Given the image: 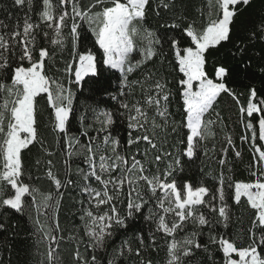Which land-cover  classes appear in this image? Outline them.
Here are the masks:
<instances>
[{
	"label": "snow or ice",
	"instance_id": "snow-or-ice-1",
	"mask_svg": "<svg viewBox=\"0 0 264 264\" xmlns=\"http://www.w3.org/2000/svg\"><path fill=\"white\" fill-rule=\"evenodd\" d=\"M250 2L13 0L27 11L22 24L0 20V216L28 215L32 264H64L68 241L71 264H264V96L254 86L237 94L225 67L212 75L206 67L209 50L230 40L238 6ZM82 30L100 59L79 51ZM257 39L264 41V21L250 33ZM166 59L170 75L161 70ZM85 85L87 99H99L91 123L81 115L73 134V86ZM222 94L234 101L240 143L249 145V181L234 179L229 152L243 156L217 110ZM38 107L50 110L44 135ZM201 156L218 166L205 173L214 183L181 180ZM69 189H78L79 224L66 239L60 212ZM234 207L250 221L239 245L228 231Z\"/></svg>",
	"mask_w": 264,
	"mask_h": 264
},
{
	"label": "trees",
	"instance_id": "trees-1",
	"mask_svg": "<svg viewBox=\"0 0 264 264\" xmlns=\"http://www.w3.org/2000/svg\"><path fill=\"white\" fill-rule=\"evenodd\" d=\"M26 7L22 10L18 7H13V0H0V20H3L9 25H15L17 18L20 19L21 24L23 23V18L26 13ZM32 19L35 21V13L32 14ZM264 21V0H251L250 4L247 6L239 5L237 15L234 18V23L232 25V32L230 40L222 43L218 49H210L207 55V69L209 75L213 74L214 67L223 66L228 70V76L225 78V82L229 88L233 89L237 94L245 93L247 94L250 86L256 87L258 94L264 96V41L259 39L255 42L250 41V33L255 30L257 25ZM152 27H157L156 21L151 19L149 21ZM67 31V30H65ZM166 29H160V32H164ZM240 45L245 50L241 55L236 48V45ZM93 39L91 34L86 30H82V35L79 41V51L85 52L92 49ZM97 53L98 59L102 54L99 53L98 49H92ZM235 53V55H234ZM64 59H70L67 52L64 54ZM168 59H171V54L169 53ZM168 59L165 60L162 71L166 75H170ZM60 56L57 55L58 66L63 67V64L59 63ZM100 69L103 70L102 63L99 65ZM159 68V65H157ZM54 71V70H53ZM107 74V73H105ZM112 87H116V81H112ZM76 92V99L74 100V107L76 109L75 119H73L70 128L73 134L77 133L79 129V119L81 115L87 118V122L91 123L93 113L91 108L97 107L96 101L99 97L93 99H87L90 93L87 86L81 90L73 86ZM108 101V106L112 105V101L108 100L107 95L103 97ZM244 100V96L241 97ZM41 105L44 101L40 102ZM105 105H100L99 108H104ZM218 111L224 118L226 129L225 131L232 134L235 144L239 150L242 152L243 159H236L232 152H229V160L234 169V179L241 181H249L252 179L248 173V164L251 160V153L249 152V145H241L239 136L242 134L243 130L237 121V113L234 105V101L227 94H222L218 101ZM50 111V110H48ZM48 111L43 110L38 107V123L39 129L42 135L48 132L45 125L47 124ZM115 130L117 134L123 135L126 131L123 124L120 123L119 118H117V123L115 125ZM216 137L217 149L220 147L222 133H219ZM48 139L51 141L50 135ZM211 143V142H210ZM36 149H33L35 152ZM217 155L219 152L217 151ZM26 163L29 160V156L25 157ZM59 166V165H58ZM76 167V164H73ZM200 168H204V173L200 172ZM218 166L215 164L214 160L201 156L200 159L195 160L191 166L190 170H186L180 176L181 180H190L194 184L198 183L201 178L208 185H212L214 180L211 176L205 175V173L210 170L217 169ZM227 174V169H225ZM35 176V172H33ZM44 188H47L46 181L38 182ZM78 189H69L68 195L64 197L63 207L60 212V221L62 227L66 229L64 235L67 239L70 226L72 224H79L78 218L73 217L72 212L79 208L78 204L73 201L78 199L77 195ZM27 212V210H26ZM233 219L234 222L228 229L237 238V244L241 243L239 239V234L241 229L246 230L249 226V216L240 207H234L233 209ZM239 221V222H236ZM0 222L6 223V228L0 230V264H32L33 262V252L36 251L34 248V237L32 236L33 226L28 218V215H20L17 213H12L6 220L0 216ZM140 225L135 224L129 228V232H132L135 228ZM221 231H224L221 229ZM119 239V237L117 238ZM159 243V242H158ZM40 251H46V249H41ZM74 251V245L72 242H62L60 245V252L64 260V264H71V252ZM163 252H160V258L163 257ZM197 255H201L198 253ZM157 254L152 253V257L156 258ZM147 257V254H145ZM39 259V257H36ZM195 259V258H194ZM204 264H210V262L205 257Z\"/></svg>",
	"mask_w": 264,
	"mask_h": 264
}]
</instances>
